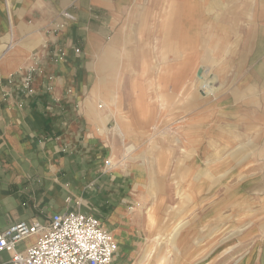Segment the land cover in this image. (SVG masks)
Here are the masks:
<instances>
[{
    "label": "crops",
    "instance_id": "crops-1",
    "mask_svg": "<svg viewBox=\"0 0 264 264\" xmlns=\"http://www.w3.org/2000/svg\"><path fill=\"white\" fill-rule=\"evenodd\" d=\"M196 1L170 19V0H0V231L18 221L47 223L52 213L74 210L98 217L111 232L107 223L138 200L140 188L149 191L142 185L153 163L162 176L203 170L208 148L217 153L228 148L260 155L224 167L249 176L230 178L232 193L218 203L225 197L237 202L233 207L250 201L254 211L242 221L239 231L247 244L234 264H264V0H245V10L238 9L229 22L206 17L205 0ZM126 3L134 10L124 18L117 9ZM63 9L73 18L60 17ZM118 21L122 26L115 29ZM211 31L223 41L217 48L222 86L210 100L193 91L198 108L174 128V105L187 104L175 91L191 88L187 70L191 63L196 70L200 59L198 47L189 48V37L196 36L199 45ZM131 35L139 42L156 40L151 57L159 65L144 64L136 49L126 47ZM174 42H182L176 55ZM236 137L246 140L239 145L224 140ZM172 177L175 185L178 179ZM225 181L217 180V186ZM180 184L188 186L187 179ZM203 186L199 179L198 202L205 200ZM193 193L186 189L182 195L192 200ZM147 198L151 217L155 199ZM135 214L132 207L127 216L133 221ZM200 216L194 215L195 224L204 223ZM133 229L126 242L112 234L118 250L111 264H146L130 252L118 257L120 247L132 251L133 238L142 240ZM31 240L24 239L20 249ZM168 240L139 242L159 256ZM10 256L0 253V264Z\"/></svg>",
    "mask_w": 264,
    "mask_h": 264
},
{
    "label": "rangeland",
    "instance_id": "rangeland-1",
    "mask_svg": "<svg viewBox=\"0 0 264 264\" xmlns=\"http://www.w3.org/2000/svg\"><path fill=\"white\" fill-rule=\"evenodd\" d=\"M148 1L149 0H144L145 3ZM191 1L194 5L197 2L196 0ZM128 6V3L122 4V6L117 9V13L124 18L126 15H131L134 8L132 7L133 10H131V5L130 7ZM245 7V0H205V4L203 5L206 17L221 18L226 22L230 21L231 16H235L238 9L245 10ZM139 14H141V12L138 13V15ZM142 14L145 15V12L142 11ZM118 22L120 24L115 26V29H119L122 26V21ZM137 27L139 26H131V28ZM208 27L209 26L206 28ZM206 35L200 39L199 45H197L198 40L196 37V42L193 45V48L198 47V53L200 55V59H197L196 61V74L198 71H200L201 74V71L203 72V70L206 69L208 72V81H213V79H218L217 63H219L220 58H217V48L212 49L208 43L210 36ZM130 37L133 39L130 43L127 42L126 47L136 49L142 55V58L140 59L144 64L159 65L160 61L157 62L156 58L151 57L152 50L157 48L156 40H149L147 37H144L143 39L146 40V43H144L139 42L136 37H133V35ZM118 41L120 44L123 43L122 38ZM159 43L161 42H158V44ZM223 46L224 51L229 49V45L227 43H224ZM109 51L110 50L106 48V56L104 57L106 59V67H108V69L109 60L111 59L107 55L109 54ZM109 71L110 75L108 73V76L112 77L114 68ZM154 72H156V70L153 71L152 74ZM158 72H160L159 69ZM215 85L218 88L215 96L209 97L211 99L217 97V92L221 87V83L216 80ZM192 90L195 94H200L198 92L199 88H194ZM175 92L177 94L176 98L179 100L185 98L187 104L174 105V128L180 125V122H177L178 120H182L185 116L193 115L195 110L198 108V105L196 104L197 101L192 100L195 97V94L191 97V94L189 93L191 91L189 88ZM180 102H182V100ZM206 114L210 113L207 112ZM209 116L210 115H207V117ZM224 140H231V142H234L233 145H235L239 141H245L246 139L236 137ZM222 150L224 152L217 153V151H214L213 147L208 148V152L206 153L205 168L203 170L191 168L187 171L177 170L175 173L170 170L168 171L167 176H162L160 171L156 168V163H153L152 166L154 169L148 171L149 177L142 185V187H144V184L148 185L149 191H147L146 188L144 190L140 188L139 190L142 194L138 196V200L133 202L130 200L126 205V212L123 211L122 215H120L116 221H111L114 228L113 230L111 228L110 229L116 239H121L123 242H126V233L131 230L132 227L134 228V234L139 232L142 236V240L139 239L138 235L137 239L133 238L136 242L133 244V248L134 245H136L135 249L132 251L126 250L124 246L120 247L118 257H120L123 252H130L131 255L133 254L134 256H138V261L141 263L145 261L146 264H153L156 260H159L160 264H234L236 262L237 258L245 252L247 244V240L243 238V232L240 233L239 229L243 228L245 222L242 221L245 217L254 211L252 210L253 206L250 201L241 202V204L233 207L232 205L237 202L232 203L233 201L231 202L228 197H225L220 203H218V200L222 195L232 193L231 188L233 185H230L229 183V180H231L230 178L238 177L241 178V181H243L249 176L247 175V171L243 170L238 172L224 167L231 165L229 163L238 165L239 163L237 164L235 162L236 160L240 159V161H245L248 156L256 157L260 155H250L249 153H245L244 150L239 153L237 150H235L234 153H230L228 148L225 150L223 148ZM218 162L222 163L221 167ZM173 175L175 176L174 179H178V183H175V185L172 177ZM182 179H187L188 181V186L183 187L184 189L180 184ZM199 179L200 181L204 180L205 186L199 188V191L201 192V190L205 187V200L198 202L196 201V195L198 192L196 191V188H198L197 181ZM220 179L227 181L223 182L221 186H217V180ZM128 188H131V190L135 189L134 186H132V182H130ZM186 189L196 192L194 199L190 200L182 195ZM149 194H152L155 199L154 204L151 207L150 223L146 214L150 206L147 198ZM187 199H189V201H187ZM217 205H220L218 210ZM132 207L135 208L136 213L133 221L129 218V216H127L128 214H132ZM194 215L203 216L204 223L200 222L202 223H199L200 225L195 224L194 222L198 223V218L195 220ZM167 237L169 238L167 249L160 250L159 256H156L157 250L154 249L153 246L151 250H149V245L145 246L139 242V240L144 243L150 242L153 238H156L157 241L165 242ZM26 242L27 240L25 243ZM144 246L147 248H144ZM167 253H170L172 257L168 256ZM166 255L168 256V259Z\"/></svg>",
    "mask_w": 264,
    "mask_h": 264
},
{
    "label": "built area",
    "instance_id": "built-area-1",
    "mask_svg": "<svg viewBox=\"0 0 264 264\" xmlns=\"http://www.w3.org/2000/svg\"><path fill=\"white\" fill-rule=\"evenodd\" d=\"M60 17L73 15L63 9ZM28 238L31 242L20 249ZM117 250L112 233L98 217L74 210L52 213L47 223L18 221L0 231V253H11L7 264H111Z\"/></svg>",
    "mask_w": 264,
    "mask_h": 264
},
{
    "label": "bare ground",
    "instance_id": "bare-ground-1",
    "mask_svg": "<svg viewBox=\"0 0 264 264\" xmlns=\"http://www.w3.org/2000/svg\"><path fill=\"white\" fill-rule=\"evenodd\" d=\"M169 1V0H168ZM168 5V4H167ZM193 5V2L191 1V0H170V4H169V6H170V13L168 12V15H169V18L170 19H177V18H179L180 17V12H179V10H181V12L182 11H184V9L186 10V7L187 6H192ZM167 7V6H166ZM167 10V8H164V10ZM163 10V11H164ZM184 13V12H183ZM186 16L185 17H189L190 19L191 18H193L194 17V15L192 14V13H184ZM177 28V27H176ZM165 29H167V28H165ZM173 29V28H172ZM172 29H171V33H172ZM176 30V29H175ZM174 31V30H173ZM176 32H177V30H176ZM174 33V32H173ZM175 34V33H174ZM177 34V33H176ZM176 34H175V36H176ZM179 34V33H178ZM209 36H210V38H209V45H210V47L212 48V49H214V48H218V47H220L221 46V41L219 40V37H216L215 35H214V33L213 32H210L209 34H208ZM253 35V34H252ZM169 36V35H168ZM177 37V36H176ZM175 37V38H176ZM180 38H182L181 36H180ZM178 39V38H177ZM182 40V39H181ZM184 40H185V38H184ZM187 40V39H186ZM167 41H168V39H167ZM196 42V36H193V37H189V48H193V45H194V43ZM182 42H174V43H172L171 44V48H172V50H173V52H174V55H176L181 49H182V44H181ZM162 44H164V42L162 43ZM166 44V43H165ZM164 46V45H163ZM184 46V45H183ZM222 48L224 49V46L222 45ZM189 52V51H188ZM204 58V57H203ZM193 63H191L190 65H189V68H188V77H189V85L191 86V88H190V91L191 92H189L190 94H191V96H193L194 94H193V90L192 89H194V88H199V93L200 94H198L199 95V97H204L205 99H209V97L210 96H212V97H214L215 96V93H216V91H217V86L215 85V83H216V80L217 79H213V81H208V72H207V70L206 69H204L203 70V72L201 71V74H199V75H197L198 74V72H197V74H196V71H197V69L196 70H194V66L192 65ZM189 69L191 70V71H189ZM200 69V68H199ZM193 70H194V72H193ZM147 71V70H146ZM216 78H217V75H216ZM222 86V85H221ZM201 91V92H200ZM187 96V95H186ZM187 140V139H186ZM191 141V140H190ZM187 142V141H186ZM189 143V142H188ZM138 172V171H137ZM142 173V172H141ZM145 173V172H144ZM143 189V188H142ZM193 194H195V193H193ZM154 204V203H153ZM150 207V206H149ZM149 216H150V213H149ZM148 220H149V222H150V220H151V217H148ZM152 223V222H151ZM108 225H109V227L113 230V228H114V225L111 223V222H108L107 223ZM119 230V229H118ZM113 233H114V231H113ZM119 237V236H118Z\"/></svg>",
    "mask_w": 264,
    "mask_h": 264
},
{
    "label": "water",
    "instance_id": "water-1",
    "mask_svg": "<svg viewBox=\"0 0 264 264\" xmlns=\"http://www.w3.org/2000/svg\"><path fill=\"white\" fill-rule=\"evenodd\" d=\"M198 74H200V71H198Z\"/></svg>",
    "mask_w": 264,
    "mask_h": 264
}]
</instances>
